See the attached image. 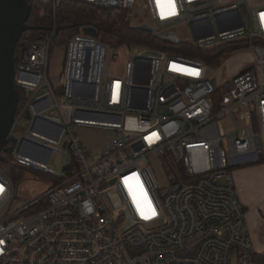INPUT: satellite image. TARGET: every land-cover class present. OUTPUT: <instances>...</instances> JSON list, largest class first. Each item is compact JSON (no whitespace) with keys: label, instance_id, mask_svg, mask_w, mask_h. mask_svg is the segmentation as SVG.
Returning <instances> with one entry per match:
<instances>
[{"label":"built area","instance_id":"2783aa9c","mask_svg":"<svg viewBox=\"0 0 264 264\" xmlns=\"http://www.w3.org/2000/svg\"><path fill=\"white\" fill-rule=\"evenodd\" d=\"M76 1L124 11L133 26L186 23L191 45L223 53L209 64L131 46L125 74L109 77L110 48L83 33L69 41L55 85V31L24 32L15 86L27 97L8 147L16 138L14 161L59 182L12 211L14 188L0 168V264H259L232 169L264 159V5ZM238 56L242 66L222 80ZM27 116L28 131L17 136ZM81 128L112 132L97 157ZM54 154L65 157L60 172L50 167ZM135 180L144 198L132 196Z\"/></svg>","mask_w":264,"mask_h":264},{"label":"trees","instance_id":"16d2710c","mask_svg":"<svg viewBox=\"0 0 264 264\" xmlns=\"http://www.w3.org/2000/svg\"><path fill=\"white\" fill-rule=\"evenodd\" d=\"M28 1L32 10L27 25L36 32L55 31L53 48L56 42L70 41L83 33L85 28H92L97 32L96 38L110 49H119L124 46L147 47L157 52L199 58L209 64L212 62L219 63L217 57L223 53V50L201 51L190 43L165 39L156 35L155 32L141 30L138 26H133L132 23L127 21L125 12L121 10L99 9L76 0L63 3L58 9L54 8L52 0L46 3L34 0ZM18 92L19 104L15 117L25 105L27 97L26 93L21 90H18ZM3 154L9 155L14 160L12 152L7 149ZM1 162L3 165L2 170H5L14 182L22 179L23 175L21 173H25L24 166L18 165L15 161L13 162L16 167L9 165L7 161L1 160ZM57 182L59 180H56L55 183ZM257 261L259 264H264V255L258 257Z\"/></svg>","mask_w":264,"mask_h":264},{"label":"rangeland","instance_id":"374dc122","mask_svg":"<svg viewBox=\"0 0 264 264\" xmlns=\"http://www.w3.org/2000/svg\"><path fill=\"white\" fill-rule=\"evenodd\" d=\"M38 2H49V0H34ZM240 1L241 0H237ZM249 4L254 0H248ZM156 35L162 36L165 39L181 41L193 44L194 39L191 38L189 33V26L186 23H180L174 27L164 29V30H156ZM80 35H83L81 33ZM69 40H66L63 43H55V47L53 48L52 60L49 68L48 79L52 84L61 85L63 84V67L65 63V55L66 48ZM129 47L124 46L119 49L111 48L110 49V60H109V68H108V76L109 77H120L125 74V67L127 62L131 59L127 56V49ZM244 56L235 57L228 65L224 75L222 76V80H229L231 77L235 76L237 69L242 66L244 62ZM60 93V92H59ZM58 93V96H59ZM29 127L28 120H22L16 127V135L23 136L27 133ZM77 134L86 141L92 142L95 146H103L112 136V132L108 130L102 129H78ZM100 149L98 148L94 152V157L99 155ZM2 161H7L9 165L15 166L14 160L10 158L9 155L2 154L0 157V168H3ZM65 162V157H62L58 154H54L51 157L50 167L56 170L57 172L61 171L63 164ZM71 162V159L69 160ZM260 162H264L262 159ZM260 165H264L261 163H256L253 165L236 167L232 169V174L234 176L235 184L237 190L240 192V187H245L246 191L251 188L257 198L262 194L264 197V176H261L260 173L264 174L262 171L264 168H259ZM246 167V168H245ZM248 168H254V170H248ZM20 169V168H19ZM25 173H21L23 175L22 179L13 181L12 177L5 171L2 170L11 180L13 188H14V204L12 207V211L19 209L20 207L26 205L27 203L34 201L42 196H44L47 191L54 185L56 180L51 178L49 175L42 171H35L30 168H26ZM247 169V170H246ZM156 179L158 182V186L160 188L166 189L168 184L164 178L163 173L161 172L158 166H155ZM163 189V190H164ZM164 191L160 192V195ZM246 192H242L243 195ZM259 194V195H258Z\"/></svg>","mask_w":264,"mask_h":264},{"label":"water","instance_id":"95a60500","mask_svg":"<svg viewBox=\"0 0 264 264\" xmlns=\"http://www.w3.org/2000/svg\"><path fill=\"white\" fill-rule=\"evenodd\" d=\"M31 10L28 0H0V157L6 149L13 152L17 144V139L13 137L10 138L11 146L8 147L19 104V92L15 86L14 55L22 34L31 29L27 25ZM139 28L156 32L149 25ZM83 33L97 37L96 30L92 28H85ZM29 119L27 116V120Z\"/></svg>","mask_w":264,"mask_h":264},{"label":"crops","instance_id":"0c3cea01","mask_svg":"<svg viewBox=\"0 0 264 264\" xmlns=\"http://www.w3.org/2000/svg\"><path fill=\"white\" fill-rule=\"evenodd\" d=\"M224 1L227 2V1H237V0H224ZM250 5L251 6H262L264 5V0H254L252 1ZM79 138H80V141L84 145L90 147L94 152L98 148L101 149L102 147V146L101 147L95 146L94 143L86 141L80 136ZM260 163L264 164V162H260ZM259 168H264V165H260ZM248 170H254V168H251V169L248 168ZM262 171H264V169ZM260 174L261 176H264V174L262 173ZM242 192H246V193L241 195ZM239 198H240L242 205L244 206L246 210L247 221H248V225L250 228L251 239H252L255 251L258 257H262L264 255V197L261 194L257 198V195L251 188H249L248 191H246L245 187H240Z\"/></svg>","mask_w":264,"mask_h":264},{"label":"bare ground","instance_id":"6f19581e","mask_svg":"<svg viewBox=\"0 0 264 264\" xmlns=\"http://www.w3.org/2000/svg\"><path fill=\"white\" fill-rule=\"evenodd\" d=\"M135 174L132 172V173H129L127 175V179H131V178H134ZM129 189H130V192L132 194V196L134 197V199H139V198H144V191L142 189V187L140 186V183L136 182L135 181H132L129 185Z\"/></svg>","mask_w":264,"mask_h":264}]
</instances>
